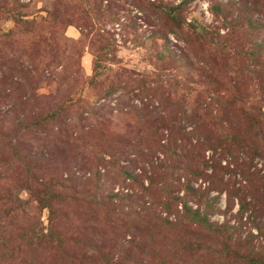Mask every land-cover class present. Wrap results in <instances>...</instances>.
Segmentation results:
<instances>
[{
	"label": "rangeland",
	"instance_id": "rangeland-1",
	"mask_svg": "<svg viewBox=\"0 0 264 264\" xmlns=\"http://www.w3.org/2000/svg\"><path fill=\"white\" fill-rule=\"evenodd\" d=\"M0 264H264V0H0Z\"/></svg>",
	"mask_w": 264,
	"mask_h": 264
},
{
	"label": "trees",
	"instance_id": "trees-1",
	"mask_svg": "<svg viewBox=\"0 0 264 264\" xmlns=\"http://www.w3.org/2000/svg\"><path fill=\"white\" fill-rule=\"evenodd\" d=\"M184 4V3H182ZM181 4V5H182ZM177 9L178 8H181V6L178 4L177 6H175ZM163 8H165V6H163ZM173 15V19L175 20H178V17L175 13L172 14ZM51 113V112H50ZM194 115H197L199 116L198 114H196V112H194ZM51 117H55V112H52L50 114ZM60 116V115H59ZM198 141V140H197ZM195 141V144L193 146H195L198 142ZM124 196H128V194H125ZM124 196H119V199H122V197L124 198ZM183 207V214L189 218V219H196L198 220L199 222L203 223V224H206V221L204 219V216L203 213H201L198 209L196 210H192L191 207L187 206L186 204ZM51 215L54 213L52 210L50 211ZM183 215V216H184ZM184 218V217H183ZM36 238H40L41 240H49V239H53V238H59V234L56 233V232H53L52 230H47V232L44 234V233H41L40 235L37 234L36 235ZM125 243H122V245H128L129 243H132L133 241L132 240H127V241H124Z\"/></svg>",
	"mask_w": 264,
	"mask_h": 264
}]
</instances>
